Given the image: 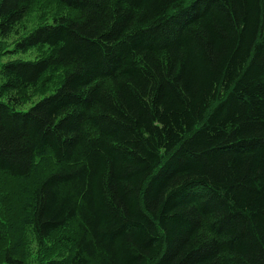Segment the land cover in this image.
Wrapping results in <instances>:
<instances>
[{
	"label": "trees",
	"instance_id": "obj_1",
	"mask_svg": "<svg viewBox=\"0 0 264 264\" xmlns=\"http://www.w3.org/2000/svg\"><path fill=\"white\" fill-rule=\"evenodd\" d=\"M36 1L0 0V38ZM56 1L0 68L1 263L12 222L59 236L39 264H264V0Z\"/></svg>",
	"mask_w": 264,
	"mask_h": 264
},
{
	"label": "rangeland",
	"instance_id": "obj_2",
	"mask_svg": "<svg viewBox=\"0 0 264 264\" xmlns=\"http://www.w3.org/2000/svg\"><path fill=\"white\" fill-rule=\"evenodd\" d=\"M61 14L63 15L72 14V10H68L64 6H61L60 4H58L56 0H37L32 10L29 11L27 16L23 20V23L20 26L19 31L5 39L0 38V68L3 62H6L8 60H14V59L34 60L44 55V53L46 52V47H42L39 49L32 48L27 51H18V50H14L15 43L21 36H23L25 33H28L37 25L41 23H50L53 21L55 16ZM55 84L56 83L52 84L51 86L46 88V90H43L41 87L39 89H36V91H34L30 95V98L26 99L22 103L23 105L18 106L17 109L22 111L27 110L30 106H32L35 102H37L40 98H42L44 94L51 91L52 89L50 88L54 87ZM0 99L5 100L4 98H0ZM18 189H21L20 181H18L16 184H12V181L7 176L0 179V193L4 194V195L0 194V212H2L5 208L8 207L15 209L17 215L15 217L14 223L17 225L20 224V221L23 219L22 213H18L19 211L18 207L24 205L23 202H20V198L22 197L21 194L15 193V191L16 190L18 191ZM15 224L13 225L12 222H10L7 229H9L10 234L14 235L13 240L18 244V248L17 250H15V252L22 256H24L22 252L28 254L27 257H22V259H24L26 263L39 264L40 262L39 254H43L46 257H56L58 259L67 256L63 248L58 246L57 248H55L54 247L55 244H52L51 242L52 240L59 239V236L57 234H54L53 238L48 240V242H46L47 247L51 248L53 251L55 250V252H53L55 255L51 256L42 252H38L39 248L36 242L33 241V239L31 238L32 236L27 225L23 224L20 227H16ZM26 242H29L27 249L24 248V243ZM1 251L2 249H0V254ZM1 261H2V257L0 255V264H2Z\"/></svg>",
	"mask_w": 264,
	"mask_h": 264
}]
</instances>
